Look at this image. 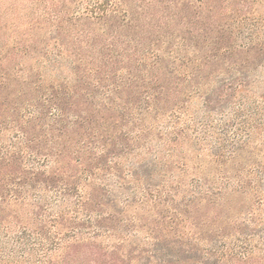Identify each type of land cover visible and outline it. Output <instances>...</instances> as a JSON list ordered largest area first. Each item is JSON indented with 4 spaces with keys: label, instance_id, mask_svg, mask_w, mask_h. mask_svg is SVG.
Returning <instances> with one entry per match:
<instances>
[{
    "label": "trees",
    "instance_id": "trees-1",
    "mask_svg": "<svg viewBox=\"0 0 264 264\" xmlns=\"http://www.w3.org/2000/svg\"><path fill=\"white\" fill-rule=\"evenodd\" d=\"M40 2L0 0V264H264V0Z\"/></svg>",
    "mask_w": 264,
    "mask_h": 264
},
{
    "label": "rangeland",
    "instance_id": "rangeland-1",
    "mask_svg": "<svg viewBox=\"0 0 264 264\" xmlns=\"http://www.w3.org/2000/svg\"><path fill=\"white\" fill-rule=\"evenodd\" d=\"M53 2L57 3V2H60L59 5H63L65 8H70L72 5H69V4H65V3H69L71 0H52ZM147 1V0H146ZM193 1V0H192ZM43 0L42 2L39 3V5H43ZM262 11H264V5H262Z\"/></svg>",
    "mask_w": 264,
    "mask_h": 264
}]
</instances>
